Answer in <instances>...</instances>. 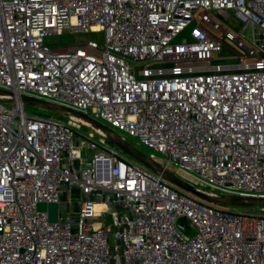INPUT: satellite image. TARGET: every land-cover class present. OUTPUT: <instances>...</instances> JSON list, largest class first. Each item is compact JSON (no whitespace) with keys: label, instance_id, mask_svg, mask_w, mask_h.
<instances>
[{"label":"built area","instance_id":"obj_1","mask_svg":"<svg viewBox=\"0 0 264 264\" xmlns=\"http://www.w3.org/2000/svg\"><path fill=\"white\" fill-rule=\"evenodd\" d=\"M231 13L237 36L211 19ZM64 31L103 44L46 41ZM0 89V264H264V207L203 203L19 100L102 121L208 194L264 198V0H0Z\"/></svg>","mask_w":264,"mask_h":264},{"label":"water","instance_id":"obj_2","mask_svg":"<svg viewBox=\"0 0 264 264\" xmlns=\"http://www.w3.org/2000/svg\"><path fill=\"white\" fill-rule=\"evenodd\" d=\"M0 95L8 97L7 100H4L6 102H14L15 100L14 94L10 91L0 89ZM19 100L24 104L34 105L51 111L55 114L61 115L66 119L76 120L83 124H89V126H92L94 130L100 133L106 140L112 142L114 145L119 147L127 155L142 164L145 168L161 176L165 181L169 182L170 184H173L176 187L200 199L214 204H222L229 206H257L259 208L264 207V198L231 195L215 196L199 190L198 188L192 186L191 184L174 174L172 171L153 161L148 155L141 152L138 148H136L134 145L129 143L127 140H125L123 137H121L119 134L111 130L103 123L81 112L27 95L19 96ZM37 209L40 211H46L48 213L49 221H56L57 205L55 203H39L37 205ZM104 218L106 221L110 222V217L108 215H105Z\"/></svg>","mask_w":264,"mask_h":264},{"label":"rangeland","instance_id":"obj_3","mask_svg":"<svg viewBox=\"0 0 264 264\" xmlns=\"http://www.w3.org/2000/svg\"><path fill=\"white\" fill-rule=\"evenodd\" d=\"M211 19L217 23H219L223 28H229V30L235 35L237 36V31L239 29V27L241 26L240 23H238V21L236 20V18L234 17V15L231 13V16L227 19L224 20L222 18H220L219 16L212 14L211 15ZM208 29H211L213 31V34L216 36H219L221 33L218 31H215L212 29V27L210 25H207ZM245 37L247 39L251 38V29L247 28L244 32ZM85 38H92L94 40H97L98 43L101 45L103 44V38H102V34L101 33H84V32H69V31H64L61 35H50L46 37V41H48V43L52 46V47H57V46H66V45H72L78 41H81ZM245 44L248 45V41L245 39H242ZM224 43L229 46L231 49L235 50L237 53L239 54H244V50L242 48H239L235 42L231 41V40H224ZM233 53L232 51H230L227 47H224L223 51H221L219 54L217 53H212V57H216V56H226L227 53ZM8 106H11L13 103L12 102H7L5 103ZM24 109L26 111V113L28 115H39V116H44L50 119H59L64 121L66 118L55 114L51 111H48L46 109L34 106V105H30V104H24ZM102 122V121H101ZM106 124V123H105ZM72 126L78 130V134L82 135L85 139L87 140H92V141H96L98 142L99 138H101V135L95 131L93 128L86 126L85 124H81V123H74L72 124ZM107 127H109L111 130H113L114 132L118 133L119 135L123 136V138L125 140H127L129 143H131L132 145H134L136 148H138L141 152H143L146 155H149L150 153H154L156 156V162L164 165V156L158 152H154L153 150L149 149L148 147L144 146V145H140L137 143L136 138L134 137H130L125 135L124 133H121L119 131H117L115 128L111 127L110 125L106 124ZM92 133V136L90 135ZM106 144L108 147H110L111 149H113L118 156L123 157L125 159L130 160L131 162H133L136 165L142 166L144 167L142 164H140L139 162H137L136 160H134L132 157H130L129 155H127L123 150H121L119 147H117L116 145H114L112 142L106 140ZM82 150L84 149V151L82 152L85 156H88L89 152L86 148V142L84 141L83 145H82ZM96 151L92 150L90 153L94 154ZM168 169L170 171H172L174 174H176L177 176H180V172L172 165L168 166ZM172 187H174L175 189H177L178 191L190 195L194 198H196L197 200L203 202V203H207V204H211L210 202H207L203 199H200L178 187H176L175 185L171 184ZM221 208L225 209V210H229V211H239V212H256V211H260V208L257 206H229V205H222V204H218ZM184 226H186V223H183Z\"/></svg>","mask_w":264,"mask_h":264},{"label":"bare ground","instance_id":"obj_4","mask_svg":"<svg viewBox=\"0 0 264 264\" xmlns=\"http://www.w3.org/2000/svg\"><path fill=\"white\" fill-rule=\"evenodd\" d=\"M98 29V27H93V30H97ZM86 126H89V124H85ZM89 127H91V128H93L92 126H89ZM94 129V128H93Z\"/></svg>","mask_w":264,"mask_h":264}]
</instances>
